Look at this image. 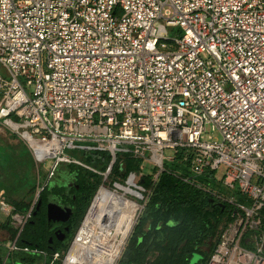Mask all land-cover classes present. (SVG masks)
<instances>
[{"label":"built area","instance_id":"1","mask_svg":"<svg viewBox=\"0 0 264 264\" xmlns=\"http://www.w3.org/2000/svg\"><path fill=\"white\" fill-rule=\"evenodd\" d=\"M0 124L51 161L28 211L1 201L19 230L11 250L41 264H117L126 241L111 261L109 236L79 233L85 220L66 250L18 246L39 193L61 163L82 164L68 150L107 151L113 163L142 160L124 184L141 206L146 161L153 186L182 153L184 180L212 170L243 197L218 195L234 208L206 264H264V0H0ZM111 162L86 166L107 177Z\"/></svg>","mask_w":264,"mask_h":264},{"label":"trees","instance_id":"2","mask_svg":"<svg viewBox=\"0 0 264 264\" xmlns=\"http://www.w3.org/2000/svg\"><path fill=\"white\" fill-rule=\"evenodd\" d=\"M79 153L81 155L75 158L82 164L63 162L57 169L60 177H75L71 191L68 192L59 183L49 182L38 198L39 201L41 197L46 200L51 196L63 195L65 201H69L75 208V224L79 222L100 184V175L86 165L105 170L111 161L107 151L80 150ZM181 158L182 153H178L173 161H167L166 170L153 186L150 173L142 177L143 183L151 187L152 193L133 229L125 253L127 261L122 264H206L214 252L223 229L231 219L234 206L221 199L219 194H214L215 188L223 189L221 181L215 177V171L209 170L195 176L196 183L184 180L180 175L191 177L192 173L189 162H182ZM12 161V168L1 165L0 161V169L4 172L2 179H8L0 183V187L6 185L5 199L13 205V212L25 213L33 204L38 185L32 175L31 165L25 160L8 159V163ZM121 161L125 164L123 170ZM141 163V159L130 156L122 159L119 156L113 166V173L126 176L130 171H140ZM72 194L76 195V199ZM38 201L33 213L37 210ZM224 218L226 221L220 229ZM32 220L24 225L17 245L47 252L61 251L64 244L56 248L47 246L50 224L46 210H38ZM0 227L10 232L13 240L19 233L18 228L8 222H1ZM23 252L30 255L25 262L32 263L35 254ZM3 261L0 254V264Z\"/></svg>","mask_w":264,"mask_h":264},{"label":"rangeland","instance_id":"3","mask_svg":"<svg viewBox=\"0 0 264 264\" xmlns=\"http://www.w3.org/2000/svg\"><path fill=\"white\" fill-rule=\"evenodd\" d=\"M180 28L179 27H170L168 29V33L171 36L177 35L179 33ZM209 134H211L212 136L222 139L221 133L217 130L211 131ZM0 144H2L0 146V159L3 160L4 157L6 156L10 158V156L12 155V149H15V147H18L19 145H27L26 140L18 133L14 132L12 129H10L9 127H6L2 124H0ZM4 145H11L12 147L10 148V150H8V147H5ZM68 152L71 154V156H76L79 157L81 154L79 153L80 151H75V150H68ZM166 156H171L174 155V152L172 150H166L165 151ZM8 158V159H9ZM6 163H8L7 160H5ZM110 162L107 165V168L101 169L100 167L96 168L98 169L100 172H106ZM117 162V160H116ZM114 162V164L116 163ZM51 164V161L48 159L43 163H38V171L36 174V178H37V182L41 181V184L45 182V180L47 179V175H48V169L49 166ZM111 167L110 173L108 174V176L106 177L105 174H100V184L97 188V190L95 191L91 202L89 203V205L87 206V208L85 209L83 215L80 217V220L77 224H75V229L73 231V233L71 234V236L68 238V240L64 243V246L61 248V251L66 250L70 244V242L72 241L73 237L75 236V234L79 231L80 226L82 225L83 221L84 224L80 230L79 233H105L106 236H109V241L110 243L113 245L112 248V254H111V261H113V259L119 254V250L121 249V246L125 243L124 248L120 254V258L117 262V264H122L125 263L127 261V256H126V249L127 246L129 244L133 229L136 225V223L138 222V219L141 216V213L144 210L145 204L142 202L141 206L139 208V210L137 211V213L134 216V219H130L129 213L127 215H122V217L120 218V221L118 223V225L116 227H110V226H104V227H100L97 224L96 221V214L95 212H93L94 216L90 217L88 216V212L90 210V207L93 203V201H95L96 196H97V192L99 190V188L102 185L107 186L110 189H114L115 188V184L116 183H120L121 185L126 184V180H127V175L123 176V174H118L115 175L113 173V166ZM122 170L125 167L124 161L120 163ZM153 164L151 162H147L145 163V169L143 170L144 173H151L154 172L152 169ZM225 171V166L223 165L220 169H219V175H222ZM97 173V172H96ZM59 172L56 171L55 175L53 176V178L50 180L51 184H54V180L56 177H59ZM142 179V177L140 178ZM140 179H138L140 181ZM42 185L37 187V192L35 194L34 197V201L37 197L39 188H41ZM221 186L223 187V189L221 188H215L214 189V194H219V195H225V196H235L236 198L238 197V199H241V195L233 192L226 188L225 185L221 182ZM118 187V186H117ZM116 187V188H117ZM119 191L123 192V190L119 189ZM134 195H136L134 193ZM128 196L130 197L131 195L128 194ZM138 196V195H136ZM132 199V197H131ZM135 199V198H134ZM128 212V211H127ZM14 213V212H13ZM12 214L9 213V211H5L3 210V208L0 205V217H1V221L4 222H8L10 223L11 226L16 227L13 217L11 216ZM87 215V216H86ZM86 217V218H85ZM225 218L223 219V222L220 224V229L223 227L224 223H225ZM13 238L11 233L0 227V254L3 256V264H41L42 259V255L39 253H33L35 255V259L32 263H28L25 262L26 259L30 258V255L27 254L25 255L24 252L22 250H11V245L13 244ZM67 246V247H66Z\"/></svg>","mask_w":264,"mask_h":264},{"label":"bare ground","instance_id":"4","mask_svg":"<svg viewBox=\"0 0 264 264\" xmlns=\"http://www.w3.org/2000/svg\"><path fill=\"white\" fill-rule=\"evenodd\" d=\"M32 142L39 151L44 150L40 143L34 140ZM119 189L123 190V192L119 191ZM127 193L140 194L126 185L118 184V187L114 189L103 185L87 215L93 217V212H95L96 221L100 227H116L122 215H127L128 213L130 219H134L140 205L137 201L128 197Z\"/></svg>","mask_w":264,"mask_h":264},{"label":"flooded vegetation","instance_id":"5","mask_svg":"<svg viewBox=\"0 0 264 264\" xmlns=\"http://www.w3.org/2000/svg\"><path fill=\"white\" fill-rule=\"evenodd\" d=\"M54 183H59L61 186L65 187L67 191H71V187L75 184V177L74 176H59L58 178L56 177L54 180ZM78 187V186H77ZM73 198L76 199V195L72 194ZM41 201L40 205L38 206L37 204V210L32 212L33 215H36L37 211L40 209H45L46 210V216H47V205L49 202H56L60 204L63 207H71L72 208V213L69 217L68 220H50L47 216V219L50 224V233L48 234L47 237V246L49 248H56L62 244H64L68 238L71 236L75 229V208L74 206L69 202L65 201V197L63 195H56V196H51L49 199L47 198L46 200L44 198H40L38 203ZM43 206V208H42ZM29 220H32V217ZM27 223V222H26ZM20 235V234H19Z\"/></svg>","mask_w":264,"mask_h":264},{"label":"crops","instance_id":"6","mask_svg":"<svg viewBox=\"0 0 264 264\" xmlns=\"http://www.w3.org/2000/svg\"><path fill=\"white\" fill-rule=\"evenodd\" d=\"M2 144H0L1 146ZM5 147H8V150H10V148L12 147L11 145H4ZM8 158H6V156L4 157L3 160L0 159V161L2 162L1 165H5L7 167H14V163L12 161V163H6L5 160L8 161ZM10 158H13V159H20L21 161L25 160L29 165H31V168H32V175L36 178V174H37V171H38V161L36 160L34 154L32 153V151L30 150V148L26 145H19L18 147H15V149H12V155L10 156ZM3 171H1L0 169V183L2 182H6L8 179H2V176H3ZM36 182H37V178H36ZM51 182V181H50ZM39 181L37 182V185H38ZM0 205L2 207V204H1V201L4 200L10 207H13L12 204L8 203L5 199V190H6V185L5 186H2L0 187ZM33 204H34V200H33ZM32 204V205H33ZM0 220H1V217H0ZM1 222H4V221H1ZM0 222V223H1Z\"/></svg>","mask_w":264,"mask_h":264},{"label":"water","instance_id":"7","mask_svg":"<svg viewBox=\"0 0 264 264\" xmlns=\"http://www.w3.org/2000/svg\"><path fill=\"white\" fill-rule=\"evenodd\" d=\"M78 163V162H77ZM113 162H111V167ZM40 194V193H39ZM41 201L38 203L40 205ZM72 213L71 207H63L56 202H49L47 205V216L50 220H68Z\"/></svg>","mask_w":264,"mask_h":264}]
</instances>
